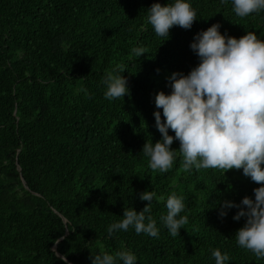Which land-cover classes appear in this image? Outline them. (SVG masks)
<instances>
[{"label": "trees", "instance_id": "16d2710c", "mask_svg": "<svg viewBox=\"0 0 264 264\" xmlns=\"http://www.w3.org/2000/svg\"><path fill=\"white\" fill-rule=\"evenodd\" d=\"M0 264H264V0H0Z\"/></svg>", "mask_w": 264, "mask_h": 264}, {"label": "water", "instance_id": "95a60500", "mask_svg": "<svg viewBox=\"0 0 264 264\" xmlns=\"http://www.w3.org/2000/svg\"><path fill=\"white\" fill-rule=\"evenodd\" d=\"M59 256V255H58Z\"/></svg>", "mask_w": 264, "mask_h": 264}]
</instances>
